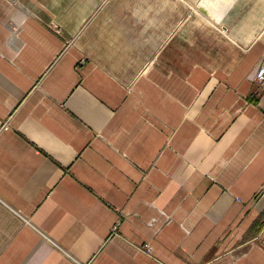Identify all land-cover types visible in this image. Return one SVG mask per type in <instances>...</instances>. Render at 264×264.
<instances>
[{"label":"crops","instance_id":"crops-1","mask_svg":"<svg viewBox=\"0 0 264 264\" xmlns=\"http://www.w3.org/2000/svg\"><path fill=\"white\" fill-rule=\"evenodd\" d=\"M101 1L0 0V264H264V0Z\"/></svg>","mask_w":264,"mask_h":264},{"label":"rangeland","instance_id":"rangeland-1","mask_svg":"<svg viewBox=\"0 0 264 264\" xmlns=\"http://www.w3.org/2000/svg\"><path fill=\"white\" fill-rule=\"evenodd\" d=\"M187 1H189V0H187ZM16 2H17V0H16ZM126 2H127V0H118V1H113V2H110V1H107V0H102L99 8L110 7V4H116V3H118L120 8H122L123 4H126ZM134 2L137 4L138 0H134ZM262 2H263V5H264V1H262ZM182 8H183V15H182V17H180L179 15L175 16L176 17L175 18L176 19L175 22H174L172 17H168L167 18V28H166V31L163 34L164 37H165L163 39H165V41H168L170 38H172L173 35L176 34L174 31L178 30L180 28L179 27L180 26V22L182 21V23L184 24L189 19L190 14L194 12V9L191 8L190 6H188L186 1H182ZM263 10H264V7H263ZM202 11L205 12V9L202 10ZM193 19H199L203 23L207 21L206 17H200L199 18V17L194 16ZM262 19H264V17ZM138 42L139 41H137V43ZM152 56H154V54H152ZM258 196H259V193L257 194L256 198ZM116 230H117V226L114 228V233L116 232ZM146 248L148 250L150 247L146 245Z\"/></svg>","mask_w":264,"mask_h":264},{"label":"built area","instance_id":"built-area-1","mask_svg":"<svg viewBox=\"0 0 264 264\" xmlns=\"http://www.w3.org/2000/svg\"><path fill=\"white\" fill-rule=\"evenodd\" d=\"M255 82L258 85V93L264 89V61L259 62L256 68V74L254 77Z\"/></svg>","mask_w":264,"mask_h":264}]
</instances>
